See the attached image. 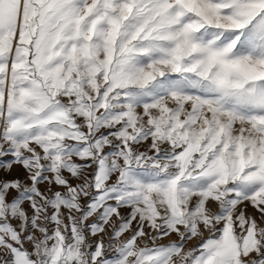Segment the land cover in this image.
<instances>
[{"label": "snow or ice", "instance_id": "6c2138e0", "mask_svg": "<svg viewBox=\"0 0 264 264\" xmlns=\"http://www.w3.org/2000/svg\"><path fill=\"white\" fill-rule=\"evenodd\" d=\"M0 264H264V0H0Z\"/></svg>", "mask_w": 264, "mask_h": 264}]
</instances>
